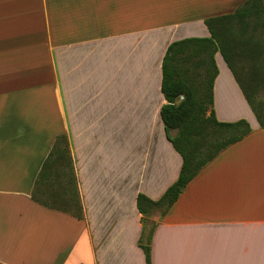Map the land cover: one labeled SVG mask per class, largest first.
Masks as SVG:
<instances>
[{
  "label": "crops",
  "instance_id": "obj_1",
  "mask_svg": "<svg viewBox=\"0 0 264 264\" xmlns=\"http://www.w3.org/2000/svg\"><path fill=\"white\" fill-rule=\"evenodd\" d=\"M245 1L0 0V264H147L137 196L161 198L182 166L161 115L163 56ZM216 61L218 119L252 131L152 212L151 264H264V126L219 51ZM61 134L83 218L32 197ZM64 170L47 171L44 195Z\"/></svg>",
  "mask_w": 264,
  "mask_h": 264
},
{
  "label": "trees",
  "instance_id": "obj_2",
  "mask_svg": "<svg viewBox=\"0 0 264 264\" xmlns=\"http://www.w3.org/2000/svg\"><path fill=\"white\" fill-rule=\"evenodd\" d=\"M205 22L210 30L209 36L174 40L163 56L162 91L167 102L161 108V115L168 138L182 156V166L178 178L161 198L155 200L144 193L137 196L144 223L139 244L144 249L147 264H151L150 243L155 227V222L147 227L152 212L159 209L163 216L206 164L252 131L250 122L245 118L222 121L215 113L214 81L219 72L216 61L218 51L242 84L248 103L264 126V100L259 101L255 97L258 90H264V37L256 36L258 32L264 36V0H246L235 11L208 17ZM241 73L246 76L254 73L256 81L242 78L241 83ZM172 130H176L175 135H171ZM59 164L65 166L63 177L57 175L52 184L58 183L61 190L44 195L40 184L45 183L47 171ZM35 185L32 197L37 202L70 212L78 218L84 217L66 134L57 137Z\"/></svg>",
  "mask_w": 264,
  "mask_h": 264
},
{
  "label": "rangeland",
  "instance_id": "obj_3",
  "mask_svg": "<svg viewBox=\"0 0 264 264\" xmlns=\"http://www.w3.org/2000/svg\"><path fill=\"white\" fill-rule=\"evenodd\" d=\"M260 31H263V30H260ZM256 36L258 37H261V39H263V34L262 33H260V32H258V33H256ZM236 58L237 59H239L240 61H242V62H244L242 59H241V57H238V56H236ZM262 59V58H261ZM245 63H247V62H245ZM263 90V89H262ZM262 98L263 99H261V100H264V93L262 94ZM264 109V108H263ZM171 133L172 134H175V130H172L171 131ZM44 188H48V186L46 185ZM51 189V188H50ZM55 190H57V191H60L61 190V188H60V185H58V183H56V185H55V187H53L52 189H51V191L50 192H54Z\"/></svg>",
  "mask_w": 264,
  "mask_h": 264
}]
</instances>
